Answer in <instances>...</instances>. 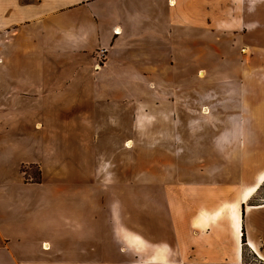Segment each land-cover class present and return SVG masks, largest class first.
I'll list each match as a JSON object with an SVG mask.
<instances>
[{"label":"crops","instance_id":"0c3cea01","mask_svg":"<svg viewBox=\"0 0 264 264\" xmlns=\"http://www.w3.org/2000/svg\"><path fill=\"white\" fill-rule=\"evenodd\" d=\"M127 111L140 158L170 166L141 179L159 259L243 264V230L264 264V0H0V264H124L142 245L111 220L121 190L99 196L108 241L94 224L95 134ZM81 196L91 222L68 219Z\"/></svg>","mask_w":264,"mask_h":264},{"label":"rangeland","instance_id":"374dc122","mask_svg":"<svg viewBox=\"0 0 264 264\" xmlns=\"http://www.w3.org/2000/svg\"><path fill=\"white\" fill-rule=\"evenodd\" d=\"M130 95L131 94L128 92V96ZM219 97L221 98V96ZM230 103L231 100H226V102H224L225 106L230 105ZM191 107H197V103L191 101ZM115 119L116 121L120 120L121 131L117 130V132H113L111 129V131L109 132H103L98 128V132L97 134H95L96 136L98 135V141L96 142L94 149L95 163L98 161L102 162L100 167H103V170H101L97 174V176H95L94 180L96 196L94 197L93 211L95 212V215H97V218H95L94 220V224H96V232L98 233L100 231V237H102L105 241H108V229L106 223L107 216L105 210L103 209L99 196L104 193L102 195V199L105 206L106 200H109V197L111 196L109 194V189L111 188L112 192H114L115 190H121L123 194V197L121 199L117 195L111 197V220L115 222V220L118 219L120 212L119 210L120 208H122L121 212L123 211L122 214L127 219L126 230L128 239L130 238L129 235L134 234V231L144 234L142 236L145 237L142 245L139 246V248L137 247V249L136 246L134 247V245H131V243L128 242L126 246L128 259L124 261V264H183L181 260L167 261L165 258L159 259L160 257H164L163 254L167 252V243L165 242V236L162 232H157L156 237H162L161 241L163 243L158 244L156 240L154 242L152 239V237H154V234L150 232V227L152 226V220L150 217L152 197L150 196V190L145 191L146 188L151 187V182L141 180L142 178L150 180L154 176L159 177L160 179L165 178L167 175V168L170 166L151 165L149 163L150 153L148 151L145 153L143 158H140L141 152H144L147 149L136 147L134 126L135 119L130 112L127 111L125 115L117 117ZM85 138V143L92 144L91 134L86 135ZM125 139H127L126 147L124 144ZM175 151L177 150L175 149ZM169 152H172L171 149L169 150ZM106 159H109L110 163L108 162V160L105 161ZM178 167L180 168L181 172V166H177V168ZM171 172L173 171L170 170L169 173ZM28 174H36V168H28ZM107 174L111 175V177L108 178V182H105L104 178ZM173 176L169 177L168 180H172ZM162 180L158 182L160 186L167 183V179L165 181ZM77 200V203H74L71 206L73 214L69 212L68 215L70 217H68V219L79 222L85 221V223L87 220L91 222L90 196L89 198H87L86 196H81L78 197ZM79 201H82V204L79 203ZM259 201H264V186L252 199V202ZM160 206L161 203L157 201L155 207ZM157 220L159 219L157 218ZM165 223L166 221H155L154 225L162 228V231L166 232ZM78 237L82 239L83 234L80 233ZM131 240L134 239L131 238ZM159 246H161V249L159 248ZM62 247L63 251L67 250L66 246ZM242 248V263H258L261 261L259 257L255 253H253V251L247 245H244ZM151 253H154L152 255V258L149 257V254Z\"/></svg>","mask_w":264,"mask_h":264},{"label":"trees","instance_id":"16d2710c","mask_svg":"<svg viewBox=\"0 0 264 264\" xmlns=\"http://www.w3.org/2000/svg\"><path fill=\"white\" fill-rule=\"evenodd\" d=\"M29 168H33L32 166L29 167ZM21 171L23 172V176H24V180H27L28 178H31L32 181H39L40 179V173H39V170L36 168V174H28V168H26V166H21ZM264 186V179L263 181L260 183V185L258 186L257 188V191H256V194L257 192H259V190ZM254 197H252L253 199ZM241 242H242V245H246V239H245V234H244V231L242 230V234H241ZM243 249V248H242ZM242 253H243V250H242ZM243 264H258L256 262H249V263H245L243 262Z\"/></svg>","mask_w":264,"mask_h":264},{"label":"built area","instance_id":"2783aa9c","mask_svg":"<svg viewBox=\"0 0 264 264\" xmlns=\"http://www.w3.org/2000/svg\"><path fill=\"white\" fill-rule=\"evenodd\" d=\"M100 56H101V57L103 56L102 53L100 54ZM258 264H263V263L260 261V262H258Z\"/></svg>","mask_w":264,"mask_h":264}]
</instances>
